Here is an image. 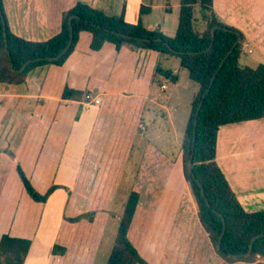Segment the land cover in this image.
<instances>
[{
  "label": "crops",
  "instance_id": "obj_1",
  "mask_svg": "<svg viewBox=\"0 0 264 264\" xmlns=\"http://www.w3.org/2000/svg\"><path fill=\"white\" fill-rule=\"evenodd\" d=\"M79 2L167 37L177 31L180 0H2L11 33L31 42L57 35L63 13ZM141 7L150 12L140 16ZM213 9L221 23L243 34V54L251 56L245 63L264 64V0H213ZM91 38L82 33L62 66H39L22 84H0V238L31 240L25 264H49L55 245L69 250L71 264L69 231L87 224L99 245L134 191L140 198L127 236L147 264H223L182 169V139L199 87L174 57L116 50L111 43L93 51ZM67 89L73 98L63 97ZM86 95L100 104L86 102ZM159 120L166 127L151 140L149 125ZM174 144L180 150L170 153L166 145ZM216 163L243 209L264 211V119L222 126ZM18 167L38 193L56 187L45 203L28 196ZM100 181L94 220L66 222L91 210ZM33 203L39 218L31 225L20 209ZM233 264H264V258Z\"/></svg>",
  "mask_w": 264,
  "mask_h": 264
},
{
  "label": "trees",
  "instance_id": "obj_2",
  "mask_svg": "<svg viewBox=\"0 0 264 264\" xmlns=\"http://www.w3.org/2000/svg\"><path fill=\"white\" fill-rule=\"evenodd\" d=\"M196 6L202 11L204 28L201 31L194 26ZM0 11L7 27L6 46L0 15V84H22L28 73L39 66H62L74 51L82 33L91 35L90 48L93 51H99L103 44L111 43L116 50L127 47L177 58L181 68L188 72L189 79L199 87L191 104L182 139L181 160L183 175L195 200L200 224L223 264L254 263L257 256L264 258V211L246 212L216 163L217 136L222 126L264 119V64L256 67L239 66L243 54V34L218 20L213 0H180L178 26L173 37L148 29L141 22L131 24L123 16H109L79 2L63 13L57 35L44 42H31L11 33L2 0ZM149 12V8L141 7L139 15ZM72 16L74 18L70 26L69 19ZM71 28L72 42L67 51L59 56L70 41ZM55 57L58 58L48 60ZM36 59L41 60L32 62L21 73L15 72L27 61ZM169 75L170 72L164 73V76ZM73 94L67 89L63 97L70 99ZM202 100V107L196 116ZM17 172L24 190L34 202L45 203L56 188L53 186L42 195L34 189L20 167ZM101 188L102 181L97 185V196L93 197L89 212L75 218H65V221L70 224L81 219L92 222ZM139 198V194L134 191L128 195L106 264H147L127 236ZM30 247L29 239L2 235L0 264H25ZM70 258L66 247L55 245L49 264H69Z\"/></svg>",
  "mask_w": 264,
  "mask_h": 264
},
{
  "label": "rangeland",
  "instance_id": "obj_3",
  "mask_svg": "<svg viewBox=\"0 0 264 264\" xmlns=\"http://www.w3.org/2000/svg\"><path fill=\"white\" fill-rule=\"evenodd\" d=\"M201 16H202V11L199 6H196L195 11H194V19H195L194 26L199 31L203 30L204 28V23H203ZM248 58L250 59L251 56L247 54L246 55L242 54L239 60V66L240 67H245V66L253 67L251 66V63H245L246 59L248 60ZM171 61L172 63H177L178 59L174 58V60H171ZM190 83L198 86L194 82H190ZM167 85L169 86V91H171L173 88L172 85L170 83H167ZM158 117L161 119V116H158ZM159 121H160L159 122L160 124H158L157 127L154 125H149V134H151L150 135L151 140L156 139V136L152 135L153 132L159 131L158 133H162V130H164L166 127L164 121L162 120H159ZM168 139L170 141L172 140L171 143H174L173 137L171 135L168 137ZM166 148L169 150L170 153H177L178 150H180V146L175 145V144L168 145V146L166 145ZM102 168L103 167H101L100 170H102ZM128 188H129V185H128ZM128 188L126 187V190L125 188L121 189V192H120L121 198L124 195H126V191H128ZM107 193L108 194L105 198L109 196V192ZM118 202H119V199H118ZM32 205H33L32 208L29 209L28 207L26 208V205L22 204L21 209H20V212L22 213L20 216L23 217L24 215H26L27 220L29 221V224L31 225H33L39 218V208L34 203ZM117 206L115 207V209L117 208ZM118 216L119 215L115 217L114 215V221L111 219L109 220L107 228L105 229V236L99 245H97L98 239L95 237L96 235H93V233H91L92 230L89 228V225L87 224L86 226H78L79 228H72L71 231H69V233L67 234L68 235V245L71 247L74 253L71 264H78V263L88 264L89 261H91L90 263L92 264H106V261L109 257V254L114 244V238H115L117 228H118V223H119V221L116 219L118 218ZM49 221L50 220L47 218V216H46V219L43 218V222L45 224H49ZM43 222H42V225H44ZM79 235H81L80 238L82 240L79 238L80 240L78 241V238H75V237H78ZM94 241L96 242V244L92 245L93 244L92 242Z\"/></svg>",
  "mask_w": 264,
  "mask_h": 264
},
{
  "label": "water",
  "instance_id": "obj_4",
  "mask_svg": "<svg viewBox=\"0 0 264 264\" xmlns=\"http://www.w3.org/2000/svg\"><path fill=\"white\" fill-rule=\"evenodd\" d=\"M0 15L2 16V24H3V28H4V38H5V43H6V46H7V34H6V30H7V27H6V22H5V19H4V17H3V15H2V12L0 11ZM74 17L72 16V17H70V19H69V24H70V26H71V24H72V19H73ZM215 30L216 29H214L213 30V33H212V35H213V37H214V34H215ZM71 33H70V41H69V43H68V45H67V47L64 49V51L59 55V56H61L62 54H64L66 51H67V49L69 48V46H70V44H71V42H72V37H73V30H72V28H71V31H70ZM159 41V40H158ZM238 42H239V39H238ZM237 42V43H238ZM237 43L235 44V46L237 45ZM210 47H212V45L210 46ZM230 54V53H229ZM56 58H58V57H55V58H48V60H55ZM41 59H36V60H30V61H27L19 70H15V72L16 73H21L29 64H31L32 62H37V61H40ZM224 62V61H223ZM223 64V63H222ZM202 104H203V100L201 101V103H200V105H199V108H198V110H197V114H196V116H198V114H199V112H200V109H201V107H202ZM196 125H197V117H196V119H195V123H194V133L196 132ZM223 234H224V232L222 233V236H223ZM222 238V237H221ZM220 242H221V239H220V241H219V245H218V249H220ZM253 242H254V240L252 241V243H251V245H250V249H249V252H248V254L251 252V248H252V246H253Z\"/></svg>",
  "mask_w": 264,
  "mask_h": 264
},
{
  "label": "built area",
  "instance_id": "obj_5",
  "mask_svg": "<svg viewBox=\"0 0 264 264\" xmlns=\"http://www.w3.org/2000/svg\"><path fill=\"white\" fill-rule=\"evenodd\" d=\"M85 101H91L94 105H99L100 104V99L99 98H92L91 95H86L85 96ZM259 257V256H258Z\"/></svg>",
  "mask_w": 264,
  "mask_h": 264
}]
</instances>
